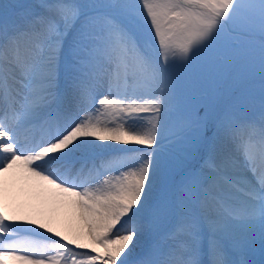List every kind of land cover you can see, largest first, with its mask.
I'll list each match as a JSON object with an SVG mask.
<instances>
[{
    "label": "snow or ice",
    "instance_id": "6c2138e0",
    "mask_svg": "<svg viewBox=\"0 0 264 264\" xmlns=\"http://www.w3.org/2000/svg\"><path fill=\"white\" fill-rule=\"evenodd\" d=\"M30 180L82 235L7 211ZM9 261L264 264V0H0Z\"/></svg>",
    "mask_w": 264,
    "mask_h": 264
},
{
    "label": "bare ground",
    "instance_id": "6f19581e",
    "mask_svg": "<svg viewBox=\"0 0 264 264\" xmlns=\"http://www.w3.org/2000/svg\"><path fill=\"white\" fill-rule=\"evenodd\" d=\"M16 191V198L9 201L10 213L43 222L65 236L73 234L67 232L72 228L83 229L79 213L69 201L53 191L41 189L37 181L18 183Z\"/></svg>",
    "mask_w": 264,
    "mask_h": 264
},
{
    "label": "rangeland",
    "instance_id": "374dc122",
    "mask_svg": "<svg viewBox=\"0 0 264 264\" xmlns=\"http://www.w3.org/2000/svg\"><path fill=\"white\" fill-rule=\"evenodd\" d=\"M83 229L72 228L71 230H67L68 233H73L72 235L68 236L69 238H74L76 236L82 235ZM9 264H15L14 261H9Z\"/></svg>",
    "mask_w": 264,
    "mask_h": 264
}]
</instances>
